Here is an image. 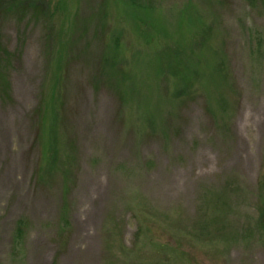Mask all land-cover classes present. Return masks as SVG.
I'll return each instance as SVG.
<instances>
[{"label": "rangeland", "instance_id": "rangeland-1", "mask_svg": "<svg viewBox=\"0 0 264 264\" xmlns=\"http://www.w3.org/2000/svg\"><path fill=\"white\" fill-rule=\"evenodd\" d=\"M0 264H264V0H0Z\"/></svg>", "mask_w": 264, "mask_h": 264}, {"label": "trees", "instance_id": "trees-1", "mask_svg": "<svg viewBox=\"0 0 264 264\" xmlns=\"http://www.w3.org/2000/svg\"><path fill=\"white\" fill-rule=\"evenodd\" d=\"M179 87H180V84H179Z\"/></svg>", "mask_w": 264, "mask_h": 264}]
</instances>
